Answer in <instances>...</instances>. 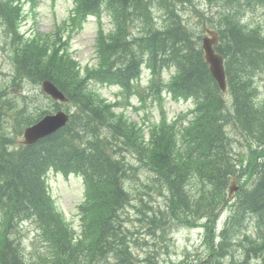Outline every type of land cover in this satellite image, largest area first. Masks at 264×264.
I'll return each instance as SVG.
<instances>
[{"label": "trees", "instance_id": "trees-1", "mask_svg": "<svg viewBox=\"0 0 264 264\" xmlns=\"http://www.w3.org/2000/svg\"><path fill=\"white\" fill-rule=\"evenodd\" d=\"M15 1L0 0L12 67L0 80V120L12 130L0 132V264H137L126 210L137 213V228L154 240L167 241L176 229L203 230L200 248L173 264H264V87L257 84L264 75V21H251L264 0H208L207 12L194 0H75L54 34L29 36L19 32L23 13ZM188 5L201 26L219 33L215 49L226 60L230 100L205 61L204 31L189 28L180 14ZM154 8L165 11L161 26ZM103 14L113 21L109 32ZM90 16L99 23L98 60L82 70L70 39ZM144 65L151 70L148 85L141 81ZM171 69L165 82L161 72ZM45 79L68 97L54 108L69 112L70 121L34 145L18 144L23 130L50 111L38 94L26 92L27 84ZM95 86L117 87L120 99L111 102ZM164 90L175 101H194L186 126L181 119L188 115L168 120ZM146 94L162 113L149 126L126 114L131 97L144 102ZM52 169L84 177L80 232L50 197ZM232 178L240 188L230 198ZM30 220L44 248L33 254L19 238L21 223ZM149 253L145 264H158L157 250Z\"/></svg>", "mask_w": 264, "mask_h": 264}, {"label": "rangeland", "instance_id": "rangeland-1", "mask_svg": "<svg viewBox=\"0 0 264 264\" xmlns=\"http://www.w3.org/2000/svg\"><path fill=\"white\" fill-rule=\"evenodd\" d=\"M74 0H39L37 4L36 17L29 18L28 21L24 23L23 31L37 32L42 34H47L55 31V28L64 19H67L73 9ZM201 10L205 9L208 0H194ZM26 9H30L31 2L25 3ZM184 17L186 18L188 24L194 27L196 30H200V26L197 25L198 17L196 13L192 12L190 7L187 12H185ZM252 21L260 22L264 21V8L258 9L254 12ZM106 23V28H110V23L107 19H104ZM98 24L94 18H91L84 26L83 31L76 35L72 40V50L75 51V58L77 61L81 62L83 65L95 63V58L93 54V43L96 37ZM6 38L4 36V31L0 26V77H7L10 75L11 64L8 60V56L5 50ZM148 77L145 75L143 83L147 82ZM263 79L259 78V83L263 85ZM32 88H34L32 86ZM101 92L110 100L116 98V94L119 92L116 88L102 87ZM36 94L42 96L40 92H35ZM43 99V96L40 97ZM133 106H139L137 101L133 99ZM51 101L43 100L40 102L41 105L51 106ZM135 104V105H134ZM188 108L186 103H175L169 98L165 102V109L169 113L170 119L176 117L181 112ZM128 116L132 120L145 121L146 124H151L160 118L158 108L155 102L147 101L146 108L140 111H135L134 108L127 111ZM4 133H12L9 126L5 125L0 120V132L5 129ZM240 147V146H239ZM48 183L50 191L57 202L58 207L66 214L67 219L76 228L80 227L81 221L79 216V205L83 202L85 198V187L81 179L77 177H65L60 174L51 173L48 177ZM238 185V183L236 184ZM137 213L131 211L130 221L132 224L135 223ZM149 230V229H148ZM150 232V231H149ZM153 236V235H152ZM29 238H33L32 235ZM134 240L137 242L135 245L136 253L140 256L142 261L147 260L149 256V250L151 247H155L157 251V259H159V264H173L179 263L180 258L186 254V252H193L200 248V243L197 241L198 234L194 231L187 229H177L172 237V245L169 249V253L165 252L168 247V241H158L148 237L147 229L137 228L134 233ZM147 243V245L144 244ZM154 242L157 245L154 246ZM28 245L31 244V240L27 242ZM175 254V255H174Z\"/></svg>", "mask_w": 264, "mask_h": 264}, {"label": "water", "instance_id": "water-1", "mask_svg": "<svg viewBox=\"0 0 264 264\" xmlns=\"http://www.w3.org/2000/svg\"><path fill=\"white\" fill-rule=\"evenodd\" d=\"M213 39H204V49L207 62L210 64V70L214 78L217 80L220 88L226 90V78L223 67V59L220 55L215 54L212 45L216 43V34L214 32H209ZM44 92L48 93L55 100H61L66 102L67 99L65 96L57 89V87L50 81H45L43 83ZM68 115L62 111L53 114L47 115L37 124L27 129L25 138V143L32 144L42 139L46 136H49L55 133L60 128L64 127L68 121ZM233 191V189L231 190Z\"/></svg>", "mask_w": 264, "mask_h": 264}, {"label": "bare ground", "instance_id": "bare-ground-1", "mask_svg": "<svg viewBox=\"0 0 264 264\" xmlns=\"http://www.w3.org/2000/svg\"><path fill=\"white\" fill-rule=\"evenodd\" d=\"M31 146V145H30ZM233 150V149H232ZM260 156V155H259ZM262 156V155H261ZM263 158V157H262ZM255 190V189H254ZM251 192V191H250ZM191 213H193V212H191ZM190 213V214H191ZM206 214V213H205ZM254 214V213H253ZM252 214V215H253ZM191 216V215H190ZM193 216H194V214H193ZM255 216V215H254ZM250 217V216H249ZM253 217V216H252ZM246 218H248L247 216H246ZM254 218V217H253ZM260 218H262V217H260ZM250 219V218H249ZM242 220H243V218H242ZM244 221V220H243ZM248 222V221H247ZM254 222V221H253ZM228 223V222H227ZM241 223V222H240ZM244 223H245V221H244ZM246 224V223H245ZM256 226V225H255ZM261 227H263V226H261ZM262 234V233H261ZM247 238V237H246ZM229 240V239H228ZM256 240H258V239H256ZM251 242H249L248 243V245L250 244ZM243 244V243H242ZM230 246V245H229ZM243 247V246H242ZM249 249V248H248ZM231 252V251H230ZM250 252H252V251H250ZM226 253V252H225ZM228 253V252H227ZM227 253H226V255H227ZM246 253H247V251H246ZM175 255V254H174ZM254 255H255V253L253 254V257H254ZM202 256V255H201ZM231 256V255H230ZM232 258V257H231ZM235 258H236V256H235ZM257 259H258V257H257ZM260 259V258H259ZM234 260V259H233ZM259 261V260H258ZM261 261V260H260ZM152 263V262H151ZM254 263H256V262H254ZM153 264V263H152Z\"/></svg>", "mask_w": 264, "mask_h": 264}]
</instances>
